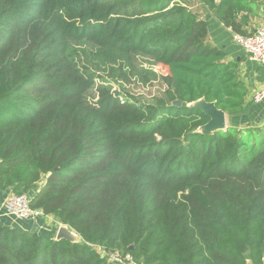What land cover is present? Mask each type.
<instances>
[{"label":"trees","instance_id":"16d2710c","mask_svg":"<svg viewBox=\"0 0 264 264\" xmlns=\"http://www.w3.org/2000/svg\"><path fill=\"white\" fill-rule=\"evenodd\" d=\"M198 1L242 34L259 9ZM184 3L0 0V192L28 193L81 238L0 219V264H111L98 247L143 264L264 263V126L238 124L239 63ZM130 76L162 94L113 90ZM200 100L227 113L225 129L201 130Z\"/></svg>","mask_w":264,"mask_h":264},{"label":"crops","instance_id":"0c3cea01","mask_svg":"<svg viewBox=\"0 0 264 264\" xmlns=\"http://www.w3.org/2000/svg\"><path fill=\"white\" fill-rule=\"evenodd\" d=\"M188 3L192 7V11L196 12L200 18H203L207 22L210 42L225 51L228 61H237L239 63L240 77L248 86L249 93L245 99V112L236 119L238 124H241L243 127L249 123L264 126V102L257 105L252 102L253 92L256 89L264 88V82L257 79V69L262 65H258L251 61L243 48L233 41V31L231 28L224 26L218 21L214 9L204 6L198 0H189ZM258 3L259 9L257 15L251 18L247 26L249 32L254 31L258 27H264V2L263 0H258ZM228 122L229 118H227V124ZM43 183L44 181L39 182L34 187V192L38 191ZM3 211L2 206H0V219L12 227L32 229L36 224L37 232L47 233L57 238L60 227L64 226L75 235V241L81 240L75 231L59 222L53 216H49L50 219L39 218L35 222L34 220H18L14 217L5 215ZM99 248L100 247H98V250Z\"/></svg>","mask_w":264,"mask_h":264},{"label":"built area","instance_id":"2783aa9c","mask_svg":"<svg viewBox=\"0 0 264 264\" xmlns=\"http://www.w3.org/2000/svg\"><path fill=\"white\" fill-rule=\"evenodd\" d=\"M184 5L192 10L188 2H185ZM232 39L243 48L251 61L264 66V27H258L248 34L233 32ZM252 102L256 105L264 102V88L256 89L253 92ZM0 206H2L5 215L18 220H34L36 222L39 218L50 216L46 215L42 209H35L31 206V196L28 193L18 194L9 191L2 194L0 192ZM99 252L111 264H143L130 252L120 249L100 247Z\"/></svg>","mask_w":264,"mask_h":264},{"label":"rangeland","instance_id":"374dc122","mask_svg":"<svg viewBox=\"0 0 264 264\" xmlns=\"http://www.w3.org/2000/svg\"><path fill=\"white\" fill-rule=\"evenodd\" d=\"M186 3L189 0H183ZM140 60H143L145 65L147 64V67L149 66L150 61L146 58H141ZM157 69L161 72H165V70L161 67H157ZM101 80L97 79L96 82L100 83ZM113 82V90L120 88L124 89V91L131 93L132 95L136 96L137 98L144 100V101H151L155 98V96L162 94L164 86L161 84L160 81H151L150 83L143 82L141 79H139L136 76H130L126 80H112ZM200 102L193 103V106L199 105ZM205 129L201 128V130ZM50 219L49 217H47Z\"/></svg>","mask_w":264,"mask_h":264},{"label":"water","instance_id":"95a60500","mask_svg":"<svg viewBox=\"0 0 264 264\" xmlns=\"http://www.w3.org/2000/svg\"><path fill=\"white\" fill-rule=\"evenodd\" d=\"M203 101L206 103L205 107H201L200 105L193 106L191 104V106H193V107H197V108L202 109L210 117L209 122L204 126L205 129H203L202 131L203 132H212V131H215V130H218V129H225L228 126V124H227V118H228L227 113L225 111H223L222 109L218 108L216 106L215 102H207L205 100H200V101H197V102H203ZM175 104L180 106V105H182V101L181 100H176ZM207 125H209V127H213L214 129H206ZM204 127H202V128H204ZM31 231L32 232L36 231V224L31 229ZM61 238H66V239H69V240L75 242L74 238L72 239V238L67 237L65 235H60L59 232H58V235H57L56 239H61ZM248 264H253V263L251 261H249Z\"/></svg>","mask_w":264,"mask_h":264},{"label":"bare ground","instance_id":"6f19581e","mask_svg":"<svg viewBox=\"0 0 264 264\" xmlns=\"http://www.w3.org/2000/svg\"><path fill=\"white\" fill-rule=\"evenodd\" d=\"M199 105L201 107H205L206 106V103L203 101V102H200ZM207 128L206 129H214L213 127H209V125L206 126ZM59 234L60 235H65L67 237H70V238H75V235L73 233H71L70 231H68V229L64 226H61L60 229H59Z\"/></svg>","mask_w":264,"mask_h":264}]
</instances>
